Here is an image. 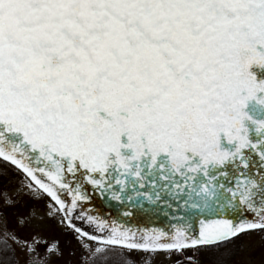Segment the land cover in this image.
I'll use <instances>...</instances> for the list:
<instances>
[{
    "label": "snow or ice",
    "instance_id": "6c2138e0",
    "mask_svg": "<svg viewBox=\"0 0 264 264\" xmlns=\"http://www.w3.org/2000/svg\"><path fill=\"white\" fill-rule=\"evenodd\" d=\"M254 235L264 0H0V264H205Z\"/></svg>",
    "mask_w": 264,
    "mask_h": 264
},
{
    "label": "rangeland",
    "instance_id": "374dc122",
    "mask_svg": "<svg viewBox=\"0 0 264 264\" xmlns=\"http://www.w3.org/2000/svg\"><path fill=\"white\" fill-rule=\"evenodd\" d=\"M247 239V238H246ZM163 262V257H159ZM236 264H264V246H262L259 236L253 238L237 253L234 259ZM155 264V262H153ZM167 264V262H163Z\"/></svg>",
    "mask_w": 264,
    "mask_h": 264
},
{
    "label": "water",
    "instance_id": "95a60500",
    "mask_svg": "<svg viewBox=\"0 0 264 264\" xmlns=\"http://www.w3.org/2000/svg\"><path fill=\"white\" fill-rule=\"evenodd\" d=\"M117 202L109 201L107 199H102L99 196H94L93 206L96 209H99L101 214L111 213L113 218L117 215V208L113 207ZM131 224H139L141 227H159L162 226V222L153 217L143 216L137 217L135 220L130 221ZM163 223H166L163 222Z\"/></svg>",
    "mask_w": 264,
    "mask_h": 264
},
{
    "label": "trees",
    "instance_id": "16d2710c",
    "mask_svg": "<svg viewBox=\"0 0 264 264\" xmlns=\"http://www.w3.org/2000/svg\"><path fill=\"white\" fill-rule=\"evenodd\" d=\"M237 254L232 256L229 253H225L224 255H215L211 252L206 253L202 259L205 261V264H213L214 261L221 262V264H232Z\"/></svg>",
    "mask_w": 264,
    "mask_h": 264
}]
</instances>
